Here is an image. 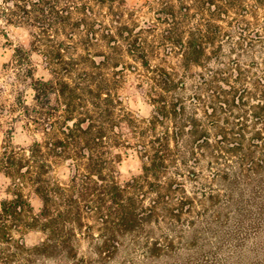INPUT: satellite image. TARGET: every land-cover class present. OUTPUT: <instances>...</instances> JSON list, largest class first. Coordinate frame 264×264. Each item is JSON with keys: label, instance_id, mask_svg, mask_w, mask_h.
<instances>
[{"label": "rangeland", "instance_id": "rangeland-1", "mask_svg": "<svg viewBox=\"0 0 264 264\" xmlns=\"http://www.w3.org/2000/svg\"><path fill=\"white\" fill-rule=\"evenodd\" d=\"M261 1H79L84 9L72 17H86V22L77 26L75 37L61 31L54 39L61 42L64 58L72 62L67 65L72 73L65 78L77 89L71 100L77 109L73 117L93 109L98 123L104 120L112 151L108 171L122 182L142 176L143 141L149 143L152 135L166 132L182 136L174 145V158L166 172L157 179L150 177L151 183L145 181L143 196L133 199L147 212L153 201L156 207L139 215L135 230L110 239V253L98 251L109 239L100 214L85 211L82 225L71 237L76 258L64 252L31 254L27 248L45 239L42 231L31 230L23 236L14 233L16 239L22 237L26 248L0 242V264H264V209L259 205L264 200V144L256 136L260 132L264 137ZM36 32H40L36 26L5 25L0 20V155L5 147L21 151L36 142L65 137L62 129L68 99L56 103L52 98L46 108L36 107L30 80L14 60L15 49L29 48L31 33ZM172 33L184 38L205 34L213 43L204 45L200 64L185 65L181 49H172L165 40ZM43 53L30 52V60L35 77L48 79ZM140 55L149 66L142 64ZM157 67L164 68L173 81L169 91L157 85L163 83L161 78L156 81ZM99 91L113 94V104L106 106L104 115L100 109L105 104L92 96ZM159 93L180 108L176 114L155 117L154 99ZM33 108L42 114H34ZM192 115L195 126L190 122ZM48 117L60 122L46 132ZM192 129H198L207 143L199 145L190 135ZM223 131L230 132L229 145L233 141L240 144L238 151L218 156L216 145ZM86 145L82 134L78 148ZM70 146L75 148V144ZM252 157L263 162L254 166ZM76 162L70 157L54 163L52 179L68 184ZM82 165H78L81 172ZM13 182L0 171V199L10 196ZM20 187L38 211L42 202L32 185L24 182ZM231 198L235 199L233 206H225Z\"/></svg>", "mask_w": 264, "mask_h": 264}, {"label": "trees", "instance_id": "trees-1", "mask_svg": "<svg viewBox=\"0 0 264 264\" xmlns=\"http://www.w3.org/2000/svg\"><path fill=\"white\" fill-rule=\"evenodd\" d=\"M79 1L81 2V0H0V20L5 25L26 24L40 29V32L31 33L29 48L17 47L14 54V60L23 72V76L30 80L36 107L46 108L52 98L56 103L61 98L68 99L65 104L68 115L65 122L63 121L65 127L62 129L65 137H58L45 144L36 142L21 151L5 147L0 155V171L14 180L12 189L8 191L10 196L0 199V242L10 247L26 248L22 237L16 239L14 233L23 236L27 231L40 230L45 234V239L40 244L27 248L35 255L64 252L76 258L77 252L71 237L82 225V214L85 211L100 214L101 221L109 233V239L100 245L98 251L110 253L112 245L108 241L120 232L124 234L135 230L139 215L151 213L156 207V201H153L152 208L147 212L145 206L137 205L133 199L135 195L143 196L145 181L151 183L148 180L150 177L157 179L166 172L167 166L174 158V145L182 136L180 132H166L152 135L149 143L143 141L145 158H143L142 176H134L122 182L108 171L112 151L108 146V131L104 120L99 124L93 109H87L84 113H79L78 117H73L77 109L71 106V100H74L77 89L71 88L65 78L66 74L72 73L67 69L68 63L72 62L64 58L61 42L54 39L61 34V31H64L66 37H75L77 26L81 27L86 22V17L77 20L72 17L75 11H80L84 7V5L79 7ZM254 2L261 4L262 1L254 0ZM83 12L86 14V10ZM165 40L172 49H181L180 54L185 65L200 64L205 56L204 45L213 43L212 37L205 34H193L184 38L180 34L172 33L166 36ZM41 50L44 52L45 65L50 71L48 79L35 77V68L30 60V52ZM140 58L143 65L149 66L143 55H140ZM154 71H158L156 81L163 79V83L157 84L159 88L169 91L173 81L166 70L157 67ZM92 96L98 97L105 104V108L100 104L96 106L101 107V115H104V112L108 111L106 106L113 104V94L110 91H99L97 95ZM161 96L162 93H159L157 99H154L155 117L162 119L172 113L176 114L180 108L174 102L168 103L163 100ZM23 106L25 112L30 114L29 107ZM56 107H51V110H55ZM33 111L38 116L42 114L36 108H33ZM48 120L50 128H46V132L54 129L60 122L55 118ZM71 120L73 123L68 125V121ZM190 122L192 126L196 125L193 115L190 117ZM82 134L85 135L87 145L85 148H78ZM229 134L230 132L227 131L220 132V141L215 151L218 156L222 152L238 151L240 143L233 141L235 144L229 145L232 142ZM140 135L141 139L145 140L144 131ZM190 135L199 140V145L207 143L206 138H201L198 129H192ZM256 136L260 139V143L264 144V137L260 132H257ZM70 144H75V148H71ZM70 157H75L79 162L74 164L77 167L69 173L70 182L63 185L59 180L52 179L51 171L54 163ZM253 158L251 162L254 166L263 162V160L255 161ZM81 164H83L82 172L78 167ZM24 182H29L41 199L42 206L38 211L33 209L20 187ZM234 203L235 199L231 198L225 206L232 207ZM259 205L260 209H264V200Z\"/></svg>", "mask_w": 264, "mask_h": 264}]
</instances>
